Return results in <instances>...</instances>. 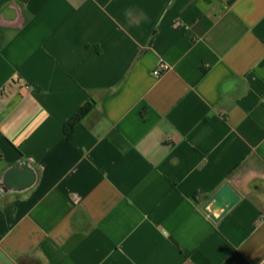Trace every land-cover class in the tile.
Returning <instances> with one entry per match:
<instances>
[{
	"label": "crops",
	"instance_id": "obj_1",
	"mask_svg": "<svg viewBox=\"0 0 264 264\" xmlns=\"http://www.w3.org/2000/svg\"><path fill=\"white\" fill-rule=\"evenodd\" d=\"M0 154V264H264V0H0Z\"/></svg>",
	"mask_w": 264,
	"mask_h": 264
},
{
	"label": "water",
	"instance_id": "obj_2",
	"mask_svg": "<svg viewBox=\"0 0 264 264\" xmlns=\"http://www.w3.org/2000/svg\"><path fill=\"white\" fill-rule=\"evenodd\" d=\"M28 161L21 164L27 165ZM34 180L37 179V173L34 170ZM240 195L228 183L222 185L218 191L203 205L202 209L214 220L219 221L225 216L240 200ZM216 214L218 216H216Z\"/></svg>",
	"mask_w": 264,
	"mask_h": 264
},
{
	"label": "trees",
	"instance_id": "obj_3",
	"mask_svg": "<svg viewBox=\"0 0 264 264\" xmlns=\"http://www.w3.org/2000/svg\"><path fill=\"white\" fill-rule=\"evenodd\" d=\"M95 106V102L93 101H89L88 103H86V105L83 106V108L80 110V112L78 113L76 120H80L82 119L86 114H88L92 108ZM71 129H73V125L72 124H68L66 127V130L70 131ZM2 158L1 154H0V159Z\"/></svg>",
	"mask_w": 264,
	"mask_h": 264
},
{
	"label": "built area",
	"instance_id": "obj_4",
	"mask_svg": "<svg viewBox=\"0 0 264 264\" xmlns=\"http://www.w3.org/2000/svg\"><path fill=\"white\" fill-rule=\"evenodd\" d=\"M168 69H169V65L164 60H161L157 65V67L154 69L153 73L157 76H160Z\"/></svg>",
	"mask_w": 264,
	"mask_h": 264
}]
</instances>
